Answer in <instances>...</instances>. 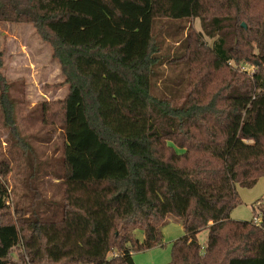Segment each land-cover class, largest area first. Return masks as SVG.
Returning a JSON list of instances; mask_svg holds the SVG:
<instances>
[{
  "label": "trees",
  "instance_id": "1",
  "mask_svg": "<svg viewBox=\"0 0 264 264\" xmlns=\"http://www.w3.org/2000/svg\"><path fill=\"white\" fill-rule=\"evenodd\" d=\"M190 19L200 31L167 60L182 61L187 82L163 77L158 91L165 29L156 22L182 31ZM0 22L30 24L66 86L55 109L40 106L63 139L62 198L18 227L0 222V264H134L133 253L162 246L168 216L183 235L167 264H264V206L253 204L250 221L230 217L236 187L264 179V0H0ZM240 62L257 71H231ZM2 66L0 51L7 125ZM8 172L2 160L0 212Z\"/></svg>",
  "mask_w": 264,
  "mask_h": 264
},
{
  "label": "rangeland",
  "instance_id": "2",
  "mask_svg": "<svg viewBox=\"0 0 264 264\" xmlns=\"http://www.w3.org/2000/svg\"><path fill=\"white\" fill-rule=\"evenodd\" d=\"M183 25L185 28L181 31L175 27L176 25L172 28L167 20L156 22V26L165 29L163 33L161 30L159 39L164 37L161 54L166 59V61L163 59L161 66L157 68L158 91L159 80L163 77H168L169 81L173 78L176 80L184 78V83L187 82L188 71L186 75L182 61L167 66V60L174 57V51L179 48L178 43L186 38L188 33L191 34V28L194 32L200 31L197 19L185 21ZM242 25L245 27V24ZM175 30L178 32L173 37L171 33ZM167 33H170L171 37ZM204 41L210 43L206 38ZM0 51L3 53L1 74L12 106L7 111L9 118L13 120V124L4 125L0 110V162L4 160L9 165L8 174L2 178L6 183L7 195L5 207L0 212V222L14 223L18 227L19 219H31L34 212L45 210L44 205L57 204L62 198L63 185L59 161L63 139L58 131L50 135L52 127L43 123L40 106L46 103L48 110L55 109L53 103L64 97L66 86L61 84L63 78L58 64L51 58L50 46L39 38L30 24L0 22ZM253 54H256V51ZM188 57L191 59L190 54ZM229 65L232 66L231 71L245 73L246 77L257 71L255 67L246 63ZM207 69L199 70L198 73L194 71L195 74L192 75H203L204 78ZM189 75L191 79L190 71ZM220 77L222 75L216 79L220 80ZM11 125L16 127L20 138L10 134ZM20 139L25 145L22 148L18 146ZM236 190L240 203L231 211L230 217L236 221H250L255 214L252 210L253 204L259 202L264 206V179L257 181L251 188L237 186ZM40 205L42 206L39 207ZM182 235L181 224L168 216L166 224L162 227V246L133 253V263L167 264L170 261L172 242ZM206 235V231L202 230L197 236V242L201 246L205 243ZM134 236L139 241L143 237L139 230L134 231ZM17 251L18 249L13 250L14 256Z\"/></svg>",
  "mask_w": 264,
  "mask_h": 264
},
{
  "label": "built area",
  "instance_id": "3",
  "mask_svg": "<svg viewBox=\"0 0 264 264\" xmlns=\"http://www.w3.org/2000/svg\"><path fill=\"white\" fill-rule=\"evenodd\" d=\"M259 221V219H255L254 222L257 223Z\"/></svg>",
  "mask_w": 264,
  "mask_h": 264
},
{
  "label": "water",
  "instance_id": "4",
  "mask_svg": "<svg viewBox=\"0 0 264 264\" xmlns=\"http://www.w3.org/2000/svg\"><path fill=\"white\" fill-rule=\"evenodd\" d=\"M242 27H244V26L242 25Z\"/></svg>",
  "mask_w": 264,
  "mask_h": 264
},
{
  "label": "crops",
  "instance_id": "5",
  "mask_svg": "<svg viewBox=\"0 0 264 264\" xmlns=\"http://www.w3.org/2000/svg\"><path fill=\"white\" fill-rule=\"evenodd\" d=\"M198 236V235H197Z\"/></svg>",
  "mask_w": 264,
  "mask_h": 264
}]
</instances>
